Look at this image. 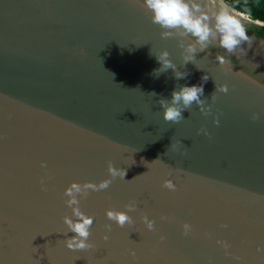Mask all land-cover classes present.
<instances>
[{
	"label": "water",
	"instance_id": "obj_1",
	"mask_svg": "<svg viewBox=\"0 0 264 264\" xmlns=\"http://www.w3.org/2000/svg\"><path fill=\"white\" fill-rule=\"evenodd\" d=\"M247 27L256 41L229 71L219 49L184 65L133 0H0V264H264V31ZM164 50L186 79L157 77ZM201 83L211 113L166 122L158 100ZM215 83L229 92L213 104ZM109 162L127 175L80 198L94 247L70 250L65 190L110 179ZM132 201L135 223L108 220Z\"/></svg>",
	"mask_w": 264,
	"mask_h": 264
},
{
	"label": "clouds",
	"instance_id": "obj_2",
	"mask_svg": "<svg viewBox=\"0 0 264 264\" xmlns=\"http://www.w3.org/2000/svg\"><path fill=\"white\" fill-rule=\"evenodd\" d=\"M133 3L139 5L150 15L151 22L162 29L161 36L163 38L173 36L180 38L179 47L182 49L184 65L189 62L195 64L198 53L203 52L211 55L212 49H219L223 50L224 54H215V59L222 67L231 71L233 70L231 57L243 55L245 45L249 50L256 41L255 36L249 35L247 25L255 23L259 27H264V21L251 20L245 12L236 11L228 0H133ZM169 56L170 53L167 50L156 56L160 67L154 70V73H158V77L171 69L176 80L186 79L189 73L178 71ZM236 74L247 78L241 71H237ZM208 79L207 74L201 77L202 82H207ZM217 92L227 94L229 92L228 85L215 83V91L210 97L213 104L217 99ZM152 94L157 95L155 92ZM158 103L163 109V119L172 124L184 120L183 112L190 110L194 104L199 107L204 116H208L212 111V104H207L204 97L203 83L177 85L171 93V99L161 97ZM251 119L259 120L260 113H254ZM219 122L217 117L215 123L218 125ZM200 133L210 136L206 128H201L198 134ZM155 161H159V159ZM41 167H46V164L42 163ZM108 173L110 179L102 180L99 184L74 181L65 190L64 195L68 197L65 202L72 208V216L64 217L68 232L73 233L64 241L68 249L87 250L94 247L89 239L92 235L91 228L95 217L87 215L81 210L79 207L80 198H86L91 192L108 189L117 177L125 179L127 170L117 168L112 162H109ZM41 183L43 185V180ZM163 186L171 191H175L177 188L171 179H166ZM124 209L118 210L114 207L107 209L108 220L119 227L135 223L129 213L136 211L137 202L128 203ZM142 219L147 229L155 230V221L150 220L147 215H144ZM161 219H167V217H161ZM107 227L111 230V224ZM182 227L185 236L190 235L193 231L192 225L189 223H184ZM222 227L228 226L222 225ZM108 239L109 236L105 235L104 240ZM217 243L223 244L225 249L228 248V245L222 241H217Z\"/></svg>",
	"mask_w": 264,
	"mask_h": 264
},
{
	"label": "trees",
	"instance_id": "obj_3",
	"mask_svg": "<svg viewBox=\"0 0 264 264\" xmlns=\"http://www.w3.org/2000/svg\"><path fill=\"white\" fill-rule=\"evenodd\" d=\"M230 5L239 11L245 12L253 19L264 20V0H228ZM264 31V27H256Z\"/></svg>",
	"mask_w": 264,
	"mask_h": 264
}]
</instances>
